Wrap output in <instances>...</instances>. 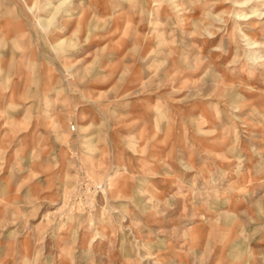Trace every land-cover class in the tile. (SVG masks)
Wrapping results in <instances>:
<instances>
[{
  "label": "rangeland",
  "instance_id": "1",
  "mask_svg": "<svg viewBox=\"0 0 264 264\" xmlns=\"http://www.w3.org/2000/svg\"><path fill=\"white\" fill-rule=\"evenodd\" d=\"M0 264H264V0H0Z\"/></svg>",
  "mask_w": 264,
  "mask_h": 264
}]
</instances>
